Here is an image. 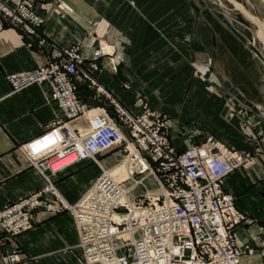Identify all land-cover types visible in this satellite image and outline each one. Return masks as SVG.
<instances>
[{
	"label": "crops",
	"instance_id": "1",
	"mask_svg": "<svg viewBox=\"0 0 264 264\" xmlns=\"http://www.w3.org/2000/svg\"><path fill=\"white\" fill-rule=\"evenodd\" d=\"M33 1L43 21L36 35H26L0 16V208L44 186L19 145L40 137L59 116L46 87L31 85L13 93L5 74L44 64L50 44L79 45L86 63L102 48L105 54L92 71L98 82L131 113L139 114L145 105L159 113L177 150L210 134L256 156L254 166L233 170L222 186L242 215L232 230L242 251L240 264H264V117L227 94L224 83L231 63L239 65V77L249 74V51L237 46L199 4L195 10L187 0ZM231 83L252 103H262L249 98L252 88ZM79 94L87 107L103 105L82 86ZM99 172L94 162L84 160L52 181L71 204ZM31 218L30 229L3 236L0 264L9 252L19 257L12 264H83L70 212L37 209Z\"/></svg>",
	"mask_w": 264,
	"mask_h": 264
},
{
	"label": "built area",
	"instance_id": "2",
	"mask_svg": "<svg viewBox=\"0 0 264 264\" xmlns=\"http://www.w3.org/2000/svg\"><path fill=\"white\" fill-rule=\"evenodd\" d=\"M0 16L28 36L43 25L33 0H0ZM79 49L77 44L68 48L50 44L44 64L5 74L13 93L31 85L46 87L47 100L56 105L59 116L40 137L19 145L45 184L0 208V242L4 235L30 229L36 209L67 210L74 219L83 264H240L242 251L232 230L242 215L222 183L233 170L254 166L256 157L211 135L200 144L175 150L163 117L145 106L141 113H131L97 84L91 76L96 65L86 63ZM103 54L98 48L93 57ZM79 86L89 93L95 88L92 99L104 101L92 115L80 100ZM86 114V131L70 127L73 119ZM115 147L127 150L123 160H134L129 177L152 176L160 193L148 194L145 187L128 203L124 195L129 197L140 180L123 189L103 171L75 203L66 202L52 183L53 175L80 160L96 161ZM113 213L124 217L114 220ZM2 260L10 264L18 256L6 253Z\"/></svg>",
	"mask_w": 264,
	"mask_h": 264
},
{
	"label": "rangeland",
	"instance_id": "3",
	"mask_svg": "<svg viewBox=\"0 0 264 264\" xmlns=\"http://www.w3.org/2000/svg\"><path fill=\"white\" fill-rule=\"evenodd\" d=\"M187 2L195 10L198 7L196 5L199 4V6H201L202 9H204L203 11L205 12V14L209 13V15L215 21H217L218 28L220 30H222L223 32H227V34H229L233 38V41L235 43H237V46H239L240 48H242V49H244L246 51H249L250 56L252 58L251 61L249 62V66H248L249 74L246 75V77H239V75L241 74V73L238 72L239 71V69H238L239 65L235 64V62L233 64L231 63L230 65H228L229 66L228 71H226L227 72L226 76L228 78V76L230 75L231 76V81H230V78H228V79L226 78L224 83H225V86H226L227 83L232 85L231 82L233 81L235 83H240V84H243L246 87L252 88L251 94H249V96H250L249 98H253L254 96L258 97L262 101V103H258V104L252 103V101L248 100V98L246 96L242 95L240 92L239 93L246 100H248L249 102H251L253 105H255L257 107V109H258V111L260 113L258 115H261V116L264 117V63L253 54V51L250 48V44L254 45L255 47L259 48L260 50L263 47V44L260 42V40L255 35V26L238 10L239 9L238 8L239 4H237V3H236V5H237L236 6L234 3L229 2L228 0H187ZM236 2L242 3L246 9L251 10L253 14H256V16H257L258 8L262 11V15L264 13V9H263V5L261 3V0H236ZM259 19L261 20L260 15H259ZM263 28H264V26H263ZM96 50H98V49H96ZM93 55H94V53H93ZM93 55H92V60L89 63H94L96 65V67H97V59H99V57L104 56V54L103 55H96L95 57H93ZM253 56H255V57H253ZM91 76L95 79L97 84H99L100 86L103 87V85L98 82V79L95 77L94 72H91ZM127 85H129V84H127ZM126 87H128V86H126ZM233 87L236 88L235 86H233ZM105 90L108 91L107 89H105ZM91 91H95V88H92V90H90V98L92 99V97H91L92 96V92ZM226 91H227V86H226ZM227 94L231 95L230 93H228V91H227ZM79 97H80V100L82 101L81 96H79ZM242 105L245 108H248L250 110V113H254L250 107L244 105L243 103H242ZM85 107L87 109H90L91 111L94 108H97V106H95V107H87V106H85ZM145 107L150 108L147 105H145ZM93 111H96V110H93ZM87 114L89 115V114H93V113L89 112ZM255 114H257V113H255ZM80 118H82L81 121L83 122V124H78L77 120H80ZM87 120H86L85 116H79V117L73 119L69 123V125L73 124L74 126H72V128H79L81 130L83 129L82 131H86L87 126H85V125L88 124ZM84 122H86L87 124L84 123ZM166 125H167V123H166ZM167 128H168V125H167ZM122 131H123L124 135L127 133L125 129H122ZM167 132H168V130H167ZM208 135H210V134H208ZM208 135H206V136H208ZM211 136H213V135H211ZM213 137L216 138L215 136H213ZM260 137L263 139V135H261ZM168 138H169V134H168ZM216 139H218V138H216ZM218 140H220V139H218ZM201 142H199L197 144H200ZM262 142L264 143V141H262ZM197 144H195V145H197ZM175 150H177V149L175 148ZM182 150H177V151H182ZM236 150H240V149H236ZM241 151H245V150L241 149ZM127 153H128L127 150H124L123 147H118V148L115 147V148H112V149H110L108 151H105V152L101 153L98 156V158L96 159V161H94L93 159H85V160H88L90 162H94L99 167V170H100L99 175H100V174H102L103 171H105L104 169H111L115 164L121 162V160L123 161V158H125ZM250 155L255 156V155H253L251 153H250ZM80 161H84V160H80ZM80 161H78V162H80ZM129 162L132 163V162H134V160L129 159ZM75 163H77V162H75ZM75 163H73L72 165H75ZM65 169L66 168L62 169L59 172H62ZM59 172H57V173H59ZM126 175L127 176H122V178H119L120 180L119 179L117 180V181H120L121 186H122L123 189L131 187L134 184L133 183L134 180H140L141 177L143 176V175H134L133 178H130L129 174H126ZM94 181L87 187V189L94 183ZM139 182H141V184ZM139 182H138V184H135L133 186V188L130 190V193H129L130 195L129 196H130L131 200H137L138 196L142 195L146 191L145 187L151 193H160V191H161L160 186L156 183L154 178L152 176H150V175L145 177L144 179L140 180ZM52 183H53V181H52ZM53 185H54V183H53ZM54 187H55V185H54ZM56 190H57V188H56ZM39 209H42V208H39ZM64 211H67V210H64ZM31 220H32V218H31ZM75 228H76V226H75ZM9 253H13V252H9ZM81 257H82V255H81ZM18 260H19V257H18ZM18 260H16V261H18ZM16 261H14V262H16ZM82 261H83V259H82ZM14 262H12V263H14ZM12 263H10V264H12Z\"/></svg>",
	"mask_w": 264,
	"mask_h": 264
},
{
	"label": "bare ground",
	"instance_id": "4",
	"mask_svg": "<svg viewBox=\"0 0 264 264\" xmlns=\"http://www.w3.org/2000/svg\"><path fill=\"white\" fill-rule=\"evenodd\" d=\"M261 3H262V5H264V0H261ZM234 4L236 5V3L234 2ZM237 6V5H236ZM239 6V5H238ZM240 7V6H239ZM238 7V8H239ZM257 10V9H256ZM247 12L249 13V15H251V17L253 18V19H255L256 21H260L261 23H262V25L264 26V18H263V15H262V11L258 8V10H257V16H256V14H253L252 13V11L251 10H248L247 9ZM256 17H255V16ZM259 15H260V17H261V20L259 19ZM251 46H254V45H252V44H250V48H251ZM255 47V46H254ZM257 48V47H256ZM259 51H261L259 48H257ZM252 50V49H251ZM253 54L257 57V58H259L257 55H256V53L253 51ZM262 54V53H261ZM262 56H263V58H264V54H262ZM260 59V58H259ZM263 63H264V61L262 60V59H260ZM261 62V63H262ZM93 111V110H92ZM92 111H90V112H92ZM94 112H97V111H94ZM84 123H86V122H84ZM87 124V123H86ZM72 126H74L73 124H70V127H72ZM85 126H87V125H85ZM84 127V126H83ZM82 127V128H83ZM83 130V129H82ZM84 132V131H83ZM49 138V137H48ZM129 159L130 158H128V161H125V160H123V161H121V162H119V163H117V164H115L111 169H104L105 171V174H107L109 177H111L112 179H114V180H118L119 178H122V176H127L126 174H131V172L133 171V162L131 163V162H129ZM62 163H66V162H62ZM59 165H62V164H59ZM129 174V175H130ZM120 180V179H119ZM147 193L149 194V193H151L149 190L147 191ZM124 194V190H123V192H122V195ZM152 195H156L157 193H151ZM124 200H126L128 203H131L130 201H131V198H130V196L128 197V196H125L124 195ZM111 217L114 219V220H120L122 217H124V213H113L112 215H111Z\"/></svg>",
	"mask_w": 264,
	"mask_h": 264
},
{
	"label": "water",
	"instance_id": "5",
	"mask_svg": "<svg viewBox=\"0 0 264 264\" xmlns=\"http://www.w3.org/2000/svg\"><path fill=\"white\" fill-rule=\"evenodd\" d=\"M228 1L232 2V3L235 2V3L239 4L240 7L238 10L255 26V35L260 40V42L263 44V47H262L261 51H259L254 46H251V49H252V51H254L256 53V55L260 59H262L264 61V58L262 56V54H264V28H263L262 23L260 21H256L255 19H253L251 17V15H249V13L247 12V9L244 7V5L242 3L236 2V0H228ZM263 9H264V5H263ZM263 18H264V13H263ZM226 86H227L228 93H230L232 96H234L240 103H243L244 105L250 107L254 113L260 114L257 107L255 105H253L251 102H249L248 100H246L239 93V91L236 88H234L229 83H227Z\"/></svg>",
	"mask_w": 264,
	"mask_h": 264
}]
</instances>
